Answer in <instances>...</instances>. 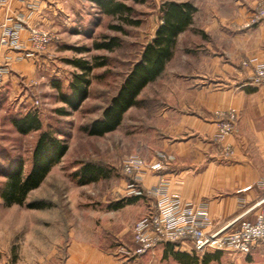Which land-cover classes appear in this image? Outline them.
I'll use <instances>...</instances> for the list:
<instances>
[{
	"label": "rangeland",
	"instance_id": "rangeland-1",
	"mask_svg": "<svg viewBox=\"0 0 264 264\" xmlns=\"http://www.w3.org/2000/svg\"><path fill=\"white\" fill-rule=\"evenodd\" d=\"M75 1L76 6L72 7L65 3L62 23L50 27L58 40L41 51L27 86L22 85L21 93L26 91L27 103L22 102L14 109L18 94L15 91L11 101L0 109V187L4 172L18 161L23 162L25 171L29 170L31 151L42 131L54 130L67 144L61 160L51 167L41 184L27 194L23 204L5 205L0 198V264H63L71 231L103 236L108 218L103 215L108 209L106 204L112 206L121 202V206L130 205L127 206L129 211L137 208L138 219L153 209V196L143 191L139 195L134 193L137 184L132 175L124 172L123 161L130 155L150 161V144L157 142L158 127L167 125L161 112L173 109L184 93L189 96L188 90L177 83L184 81L183 77L191 69L204 70L210 66L211 58H203L199 51L207 44L214 47L226 43L220 34L227 33L223 29L230 25H225L227 21L223 18L230 19L236 11L232 0H176L191 2L196 11L192 24L177 39L165 70L140 91L136 103L123 113L114 130L90 135L85 127L101 117L133 63L139 60L144 45L160 23L159 8L166 0L129 1L130 16L139 23L123 24V32L111 27L119 20L106 15L93 1ZM248 2L253 8L247 24L249 17L264 6V0ZM111 37H116L119 43L112 50L95 47L96 42ZM77 59L104 61L105 64L94 67L86 76L87 96L75 109L61 96L72 94L70 84L75 75L81 73L73 63ZM255 97L252 112L257 117L254 122L264 127V94ZM29 109L37 111L41 129L20 134L10 119ZM220 152L224 160L232 159L235 153L233 150L232 154L225 155L221 144ZM87 163L102 168L105 175L87 183L80 182V169ZM130 188L132 193H127L126 189ZM135 195L140 196L138 201ZM34 200L42 201L45 206L27 207L26 204ZM111 245L118 246V251L124 253L120 251L118 240L113 238Z\"/></svg>",
	"mask_w": 264,
	"mask_h": 264
},
{
	"label": "crops",
	"instance_id": "crops-1",
	"mask_svg": "<svg viewBox=\"0 0 264 264\" xmlns=\"http://www.w3.org/2000/svg\"><path fill=\"white\" fill-rule=\"evenodd\" d=\"M232 2L235 16L223 18L230 27L223 29L227 33L220 34L226 43L214 47L207 44L199 51L203 58H211L210 66L185 74L184 81L177 85L188 90L189 96L184 93L173 109L161 112L167 125L158 127L157 142L150 144L149 160L154 162L156 154L163 152L172 156L171 162L163 171L146 169L138 182L142 190L150 188L163 173L168 195L207 207L212 219L207 231L224 226L230 231L236 225L231 224L234 218L253 220L264 208V202L258 203L264 191L256 186L264 178V127L254 122L257 116L252 112L255 95L264 94V85L252 84L251 67L241 64L249 57L264 62V19L248 25L253 5L248 0ZM65 3L76 6L75 0H7L0 4V23L7 16H18L30 26L50 29L62 23ZM19 41L16 48L0 45V69L4 71L0 78V109L11 101L15 91L18 94L14 109L27 103L26 91L21 93L22 85L27 86L33 65L41 58V51L33 50L29 44L26 24L19 30ZM216 110H233L237 116V131L226 138L235 151L229 160L222 158L220 144L213 139ZM126 191L132 193L131 188ZM127 206L130 205L113 209L106 204L108 209L103 215L108 218L102 237L71 231L63 264H264V240L252 244L247 254L210 251L205 253L210 255L207 260L205 254L200 256L192 251L189 241L159 243L135 258L127 252L120 253L118 246L111 245L113 238L121 243L119 248L124 246L130 251L134 247L131 227L138 219V209L129 211ZM175 253L194 257H179Z\"/></svg>",
	"mask_w": 264,
	"mask_h": 264
},
{
	"label": "trees",
	"instance_id": "trees-1",
	"mask_svg": "<svg viewBox=\"0 0 264 264\" xmlns=\"http://www.w3.org/2000/svg\"><path fill=\"white\" fill-rule=\"evenodd\" d=\"M108 16L119 20L111 27L123 32V24L136 25L139 20L131 18L132 6L129 1L140 2L145 0H91ZM196 7L189 1L166 0L160 8V23L154 35L144 45L140 58L134 62L130 71L124 78L118 91L104 107L100 118L93 120L85 130L90 135H102L114 130L121 122L123 113L137 101V96L146 84L158 78L166 68L172 57L180 34L192 24ZM116 37L108 38L95 43L96 48L112 50L117 46ZM80 68L81 73L75 75L70 84L71 95L63 94L61 97L72 108H77L87 96L86 76L94 67L104 65V61L88 62L77 59L73 62ZM15 130L20 134H28L41 129V121L36 110H26L23 114L15 115L10 119ZM67 150V144L60 140L55 131L47 129L42 131L36 139L31 151V163L28 171L24 170L23 162L18 161L13 168L3 174L4 182L0 187V198L5 205L23 204L27 194L37 188L51 167L58 163ZM105 175L102 168L90 163L84 164L80 169V182H90ZM127 201H130L127 199ZM27 207L42 208V201H29ZM121 206V202L112 205L113 208ZM179 257H191L184 253H175ZM192 256L191 258H193ZM209 259L210 255L205 254ZM205 260V259H204Z\"/></svg>",
	"mask_w": 264,
	"mask_h": 264
},
{
	"label": "built area",
	"instance_id": "built-area-1",
	"mask_svg": "<svg viewBox=\"0 0 264 264\" xmlns=\"http://www.w3.org/2000/svg\"><path fill=\"white\" fill-rule=\"evenodd\" d=\"M7 0H0V4ZM264 19V6L258 8L248 19L252 26ZM26 24L28 40L31 48L42 51L58 36L50 29L41 26H30L22 17L7 16L0 23V45L9 48L19 46V30ZM242 65L251 67L250 82L254 85H264V62L255 57L242 61ZM4 71L0 69V78ZM216 129L213 139L221 144L225 155L232 154L233 147L226 142L229 135L237 131V116L233 110L214 111ZM172 156L163 152L156 154L154 162L147 161L142 156L130 155L123 161L124 172L132 175L134 184H137L135 194L143 191L153 196L155 203L151 211L135 220L132 224V241L134 247L127 251L123 246L120 251L127 252L132 258L150 252L157 244L167 242L191 243L192 251L204 253L210 251H223L235 254H247L252 244L264 240V208L255 214L253 220L238 216L231 221L235 228L226 231V226L207 231L206 227L212 223L209 210L204 204L194 205L184 203L179 197L168 195L165 190L166 179L163 173L158 176L157 182L150 188L142 190L138 186L140 175L146 169L163 171L171 162ZM133 184V185H134ZM256 186L264 191V178ZM264 202V196L258 203Z\"/></svg>",
	"mask_w": 264,
	"mask_h": 264
}]
</instances>
